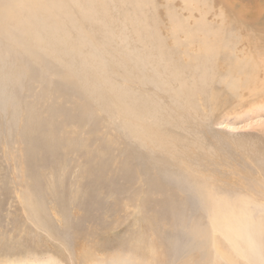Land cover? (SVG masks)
<instances>
[{"label": "rangeland", "instance_id": "rangeland-1", "mask_svg": "<svg viewBox=\"0 0 264 264\" xmlns=\"http://www.w3.org/2000/svg\"><path fill=\"white\" fill-rule=\"evenodd\" d=\"M77 1L0 33V264H264V0Z\"/></svg>", "mask_w": 264, "mask_h": 264}, {"label": "bare ground", "instance_id": "bare-ground-1", "mask_svg": "<svg viewBox=\"0 0 264 264\" xmlns=\"http://www.w3.org/2000/svg\"><path fill=\"white\" fill-rule=\"evenodd\" d=\"M73 1H75V3H78L77 0H73ZM60 2L61 3H64V0H0V33H2L3 30H4L5 32H7L8 35H10V36L13 37V36H16L14 32L16 31V28H17V29H19L20 32L22 31V33H23L25 31V34H27L28 33V30L30 31V28L29 27H26L27 24L31 25V23H32V25H35L36 23L34 24V22L37 21V20H41V21L45 22L44 21V20H46V17L45 16H47V21L49 22L48 25L45 26V27H43V28H41V29H37V30L39 31L38 32V38H39V40L42 43L44 42L43 40H45V43L48 45L49 44V40H48V37H47L46 33L48 34L49 33V30L51 32L54 29H56L55 28V25L56 24L53 23L54 22L53 21V18H54L53 16H58V14H59L58 12L59 11H56V9L61 10L59 8L61 6ZM66 9L67 10H71V6H68ZM38 17H40V19H38ZM48 18H51L52 20H50ZM57 28H58V25H57ZM13 29H15L14 32H12ZM41 30L42 31H45V33H43ZM56 31L54 30V32H51L50 35L58 36L57 35L58 32L56 33ZM23 35H24V33H23ZM4 36H5V34H4ZM32 37L34 38V36H32ZM9 38H8V41H9ZM13 38H15V37H13ZM55 39H57V38L55 37ZM15 40L17 41L16 38H15ZM39 40H38V42H39ZM4 41H5V39H4ZM8 45H9V43H8ZM212 46H213V44H212ZM210 47H208V48H210ZM205 48L207 50H209L207 47H205ZM22 49H24V47ZM4 58L5 57H3L2 52L0 51V61H5L6 59L4 60ZM0 65H1V63H0ZM238 65H240V63ZM0 67H2V66H0ZM252 78H254V75L249 76L245 80L246 81H249ZM245 83L244 82H241L240 84L242 86H247ZM35 200L36 201H34L33 203H32V201L30 202L31 203V206H32L30 208L31 211L26 212V213L28 214V217L32 219L30 221L34 225H36L39 228L45 229L47 227V225H46L47 224V219L45 218V215H44V214H46L45 213L46 210L44 211L45 208H42V202H40L37 199H35ZM211 212H212L211 213V221H213V225L212 226L214 227V229L216 228L217 231L218 230L219 231L221 230V231L224 232V236L230 241L232 249L238 251L241 248V250H242L243 253H245L246 250L249 251V249H248L249 248L248 247L249 246L248 245L249 242L246 241L247 244H244V245L242 244L243 246H240L239 247L238 242L236 240H234V238L232 237L233 232H236V230H238L237 227H235L234 224H232V223H234V219L233 218H236L237 215H238V214H236L234 212V209L231 208V210H228L227 212H224V211H220V210L215 209V210H213ZM190 230L192 232V235H190V236L193 239V241H191L190 244H189L191 246V247L189 246L190 250H192L194 247H198L205 254L207 252L210 253L213 250L215 252H219L221 256L228 258L229 261H231V262L234 261L233 258L230 257V255L228 256V254H230L231 252H229L227 254V251H226L227 249H223L222 246L219 244V242L212 241V239L208 235V230H207L206 227H201L197 223L195 226H192L190 228ZM46 231L49 233L48 230H46ZM211 232L213 233V229H212ZM172 245H175V241L173 242ZM105 247H107V246L103 245V248L102 247H100V248H102L104 250ZM252 247H250V248H252ZM241 250H239V251H241ZM179 253H180V251H179ZM203 259H205V258L203 257Z\"/></svg>", "mask_w": 264, "mask_h": 264}]
</instances>
